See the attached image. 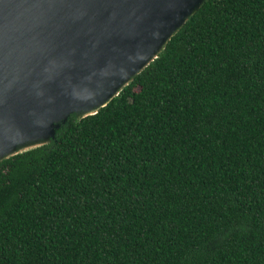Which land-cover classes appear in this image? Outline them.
<instances>
[{"label": "trees", "instance_id": "1", "mask_svg": "<svg viewBox=\"0 0 264 264\" xmlns=\"http://www.w3.org/2000/svg\"><path fill=\"white\" fill-rule=\"evenodd\" d=\"M0 264H264V0H203L105 105L0 158Z\"/></svg>", "mask_w": 264, "mask_h": 264}, {"label": "water", "instance_id": "2", "mask_svg": "<svg viewBox=\"0 0 264 264\" xmlns=\"http://www.w3.org/2000/svg\"><path fill=\"white\" fill-rule=\"evenodd\" d=\"M203 0H0V158L105 105Z\"/></svg>", "mask_w": 264, "mask_h": 264}]
</instances>
